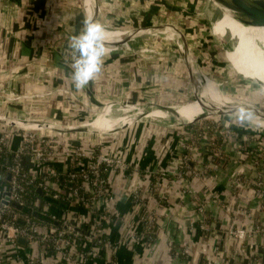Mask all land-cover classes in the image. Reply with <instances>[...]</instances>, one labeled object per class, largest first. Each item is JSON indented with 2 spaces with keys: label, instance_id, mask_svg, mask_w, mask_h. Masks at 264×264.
Here are the masks:
<instances>
[{
  "label": "rangeland",
  "instance_id": "rangeland-1",
  "mask_svg": "<svg viewBox=\"0 0 264 264\" xmlns=\"http://www.w3.org/2000/svg\"><path fill=\"white\" fill-rule=\"evenodd\" d=\"M23 1L22 6L24 7L28 3L26 0ZM97 2L99 3V6L97 5L98 22L108 30L107 33L109 34L106 41H114L123 36L124 33L133 30L151 28L153 26L165 29V25H170L174 29L173 34H176L175 36H183L182 41L184 43L179 42L178 45L169 34L165 33L166 31H154L141 35L138 40L133 42L131 38L127 43L115 49H105V55L109 58L127 53L109 61L103 60L101 71L83 88L86 93L89 92L91 95L94 92V98L97 99V102L94 101L97 105L89 102L90 106H86L89 107V116L87 114L89 119L87 122L92 121L95 117L93 111L97 109L107 113H110L111 109L113 111L117 110L119 118L133 116L135 117L134 119L145 115H138L139 110L144 109L149 113L150 106L148 105H152L156 111H160L164 105L168 107L163 109L175 110L177 115L172 116L173 118L160 121L157 118L152 119L151 116L146 122L140 124L141 126L143 125V132H158L157 137L160 136V138H157V143L160 145L159 150L161 152L167 151L166 153H168L170 151L166 164L157 165L158 171L150 175V183H158L154 196L158 217L166 214L170 216L172 209L169 207L172 204L168 203L169 198L175 197L179 202L180 193L188 186L192 187L197 193L191 201L198 200L204 204H207L206 201L208 200L218 201L219 206L228 219H226L224 226H231L227 230L228 235L231 229L236 230L244 227L245 222L253 220L250 210L255 207L259 208V211L264 210V182H262L264 181V155L258 160L259 171L257 170V175L261 182L255 188L258 192L256 198L262 202H258L256 206L251 207V199L246 198L243 187L232 185L231 178H226L229 169H233V171L231 170L232 174L238 171L235 164H230L236 159L232 154L233 150L236 154V150L232 145L227 146V143L229 139L234 140V138H237L236 136L246 134L241 139L247 140L246 143L251 140L253 147H256L253 149H257L258 152L261 150L262 154H264V129L241 123L237 120H225L214 114L208 115L201 110L200 112H193L194 108L198 107L196 100L193 98H195V95L197 96L196 98L203 96L207 100L212 101L215 106L222 105L233 110L234 108L239 110L253 107L264 109V85L262 86V84L256 82L257 80H263L264 82V78L254 76L240 65L233 52L235 40L230 37L229 33H224L222 28L214 22L220 19V15L216 13L219 10L216 6L208 3L207 0H97ZM40 4V8L37 9L39 11L35 10L33 25L28 27V29L24 28L31 32L30 29L33 27V31L36 32L39 41L47 36L49 39L51 38L49 45L53 44L54 46L52 47L57 45L62 48L63 44L61 42H63L62 38L65 37V34L67 35L69 32L75 35L78 34L76 31L77 22L73 25L65 24V20L58 16L60 10H77L81 15L78 19V27L80 26L78 31H82L85 19L82 15L81 0H41ZM61 6L63 8L59 9ZM21 11L23 12L22 8L18 9V6L9 8V13L12 15L11 20L13 19V21L21 24ZM84 11L85 16L88 18L91 13L88 10V6H85ZM41 12H45L46 16H49V19L52 20L51 22L55 24L52 25L50 23L53 28V34L60 31L59 38L55 36L49 37L51 35L48 30L42 26L43 14ZM31 18V14H29L28 20H31ZM41 32L44 36H42L43 38H41ZM0 36L2 35L0 34ZM104 36L106 37V35ZM247 37L252 53L264 61V49L253 42L250 36L247 35ZM68 40L70 39H66L68 43L62 49L65 55L62 54L59 60L53 59L54 63L52 62L50 66L59 70L47 68V64H51L50 58L45 57L44 54L39 55L27 65L20 61L25 58H16L14 61L12 59L11 64L9 63L11 65L10 73L2 75L7 85L11 83L18 84V90L11 88L16 97H19L17 101L10 103L11 106L20 108L19 106L23 105L22 108L29 114V111H34L29 101L36 98L35 100L37 101L47 100L50 101L49 103H54L53 100L58 101L57 97L55 98L57 94L65 96L67 102L65 109L67 108L69 112L75 109L78 110L79 107L77 106L82 104L83 101L88 102L81 88L78 90L69 89V85H73L71 72L75 53L70 47ZM53 41L56 44L52 43ZM36 43L37 47L42 49V42ZM46 46L42 50L49 48ZM54 49L51 52L58 50L57 48ZM182 53L192 62V70L195 73L197 82L195 87L191 85L190 78H188V74L191 76V73H188V68L181 59ZM60 68L63 70H60ZM58 76L60 79L62 78L61 82L65 86L63 88L47 87L48 83L50 85L53 81H58ZM25 80L36 83L40 87L44 86L45 92L33 93L30 90H21L20 86L24 85ZM207 84L212 85L213 89L211 90ZM47 88L49 89L47 90ZM3 89H0V100L2 102L3 98L5 99ZM215 91L221 92L222 100L218 98L219 96L216 95ZM109 103H111L110 107ZM120 104H125L127 107H121ZM173 105H177L179 108L173 109L169 107ZM128 106L130 107L128 108ZM188 106L194 107L192 108V113H190L191 110L188 109ZM42 107V104L37 106L42 112L49 113L48 108L43 109ZM180 109H182V112L179 111ZM185 109L188 110L183 112ZM68 111L66 113L67 116L69 114ZM167 114L171 113L168 112ZM184 121L186 123H183ZM189 126L197 127L205 134L207 138L206 144L203 145L205 154L203 153L200 156L196 154V157H191V152L188 149L190 144L186 141L189 130L187 127ZM106 127H114L113 120L103 121L102 125L98 124L94 127L95 130L93 132H101L102 128ZM79 134L87 135V133ZM247 134H252V139H249L248 136L251 135ZM145 138L144 142L148 140L149 136ZM202 142L200 137L194 141L198 145ZM205 147H207L208 151H206ZM183 154L189 157V165H184L180 162ZM178 176L181 179H178ZM219 178H222L221 180L226 183L228 190L227 197L221 200H219V193L217 192V186H215V182L217 183ZM194 183L200 187L198 192L197 188H194ZM223 193H226V191H223ZM198 195L202 198L201 200ZM175 198L173 199L175 200ZM152 201L150 200V204H152ZM145 203L147 204V201ZM243 209L246 210V213H243ZM151 211L153 210L151 209ZM239 218L240 223H236V219ZM210 221L209 233L211 236L216 227L220 225L216 219ZM257 225L256 223L253 227H245L246 229H253Z\"/></svg>",
  "mask_w": 264,
  "mask_h": 264
},
{
  "label": "built area",
  "instance_id": "built-area-1",
  "mask_svg": "<svg viewBox=\"0 0 264 264\" xmlns=\"http://www.w3.org/2000/svg\"><path fill=\"white\" fill-rule=\"evenodd\" d=\"M7 86L6 90L3 91L4 101L8 103L17 101L19 97H16V94L11 91V84ZM108 105L110 107L111 103ZM98 111L100 110L93 111L95 117L99 114ZM0 116L11 118L17 123L35 120L29 114L12 113L0 114ZM49 118L51 120L52 117ZM53 120L56 121L57 119L53 118ZM52 127L55 128V125L53 124ZM187 129L189 130L186 141L190 144L188 149L191 152V157H196V154L198 156L205 154L203 145L206 144L207 138L203 131L192 126L187 127ZM199 137L203 142L198 145L194 141ZM248 137L252 139V136ZM14 139L18 141V146L13 150L11 142ZM241 140L242 142L238 138L229 139L227 146H236L234 149L238 154L241 166L246 168L245 164L249 163L248 167L256 168L258 160L264 154L261 150L258 152L257 149H253L256 147H253L251 140L248 143H246L247 140ZM101 145V139H98L92 146L84 147L79 139L68 138V134L65 132L46 134L41 128L24 130L17 127L0 126V169L10 175L7 188L0 191V234L9 244L16 247L18 239H24L30 247L49 250L54 256L55 264H92L98 263L100 259H102V264H111L107 260V255L104 259V254L112 252L115 245L106 236L105 227L102 226L103 222L110 224L114 221L111 215L114 198L107 185V176L110 172H117L128 177L149 178L145 188L137 187L130 192L132 210L140 221L141 228L138 232H132L129 235V240L133 242L138 238H143L146 244L150 246L154 244L153 229L155 218L159 215L157 214L154 196L158 183H150V175L158 171L157 166L154 169L142 168L138 164L127 161L120 154L102 150ZM246 145L247 147H245ZM205 148L208 151L207 147ZM188 158L183 154L180 162L189 165ZM236 162L235 159L232 164ZM26 164L30 165L33 173L26 168ZM58 164H61L62 167H56ZM178 179L181 177L178 176ZM231 181L232 185H243L249 190V193L254 196L258 195L255 188L261 180L257 174L255 176L248 170L241 169L233 174ZM32 189L36 191L39 189L44 196L58 204L67 205L64 211L55 214L51 210L52 203L44 200L42 212H39L60 222V228L48 226L38 221L37 223L31 217L23 215L2 203L3 193L8 192L10 202L18 203L33 210L37 203L33 199L27 201V196ZM196 195L197 193L193 188L187 186L180 193L179 203L181 205L187 201L191 203L193 216L191 215L189 218V230L198 228L208 233L211 227L208 212L215 204H218V201L208 200L206 201L207 204L198 200L191 201ZM198 197L200 198L199 195ZM150 200H153L152 204H150ZM76 207L86 214L73 213L72 209ZM46 210H50V213H45ZM243 213H246L245 209H243ZM164 217L169 218L167 214ZM19 219L23 221V226L17 223ZM119 222L124 225L123 219H120ZM87 224L89 226L86 228L85 225ZM255 233H264V227L257 225L253 229H231L229 236L242 243ZM169 246L172 250H176L178 247L179 255L183 253L182 241L179 245H175L169 240ZM27 263L43 264L37 257L30 258ZM0 264H4L1 258ZM211 264H215V262Z\"/></svg>",
  "mask_w": 264,
  "mask_h": 264
},
{
  "label": "crops",
  "instance_id": "crops-1",
  "mask_svg": "<svg viewBox=\"0 0 264 264\" xmlns=\"http://www.w3.org/2000/svg\"><path fill=\"white\" fill-rule=\"evenodd\" d=\"M82 1V10H83V18L86 19L85 16V6L84 2ZM28 4L26 6H22L24 3L23 0H1L0 1V89H3L7 86V83L4 79V76H2L4 73L8 74L11 71V62L12 59L18 58L24 60H20L23 64H28L30 61L35 59L36 57H39V55L44 54L45 57L50 58V63L47 64V68H54L50 67L52 65V62L54 63L53 59L59 60L63 55H65L64 49L66 47V39H70L71 37L75 36V34H71L70 32L65 37L62 38L61 42L62 48H59L57 45L55 47L53 44L50 46L48 43L51 41V38L49 39L47 36H43L41 32V38L43 40H40L42 42V46L49 47L42 49L37 47L36 42H40L37 39L36 32L33 31V27L30 29L31 32H28V27L32 26L34 23L35 18V10L39 9L41 6V0H26ZM31 4H30V3ZM96 5L99 6V3L97 0L95 1ZM38 4V6H36ZM64 5V4H63ZM22 8L23 12L21 11V24L17 21L11 20V13H9V8L11 7H17ZM50 6V5H49ZM76 6V4H74ZM63 8V6L59 7V9ZM214 11L215 8H213ZM89 11L90 8H88ZM39 11V10H37ZM42 19H43V27L44 29L48 30V33L51 35L49 37H56L59 38V32H52L53 28L50 26V23L52 25H55L52 20L49 19V16H46L45 12H41ZM59 18L65 20V24L67 25H73L77 22V29L78 31V22L80 18V13L77 10H60ZM31 14V20H28V15ZM48 15V14H47ZM41 21V19H40ZM107 22H109L107 20ZM31 24V25H30ZM54 27V26H53ZM27 28V29H24ZM55 31H58L54 29ZM37 31V30H36ZM108 30L104 28V41L107 43L113 42V41H106L108 35ZM28 33H32L29 34ZM76 33V32H75ZM53 34V35H52ZM248 35V34H247ZM36 36V37H35ZM43 36V37H42ZM249 36V35H248ZM251 37V36H250ZM48 38V39H47ZM119 39V38H118ZM251 39H253L251 37ZM117 40V39H116ZM257 44H259L255 39H253ZM252 40V41H253ZM36 41V42H34ZM70 42V40H68ZM253 41V42H254ZM53 41L52 43H54ZM128 41H126L127 43ZM56 44V43H54ZM260 45V44H259ZM121 46V45H120ZM119 47V46H118ZM261 48H263L260 45ZM54 48H57L58 50H55ZM117 48V47H116ZM264 49V48H263ZM112 50V49H109ZM127 52L123 53L124 55ZM123 54H119L113 57H106L104 55L103 60H112L114 58L120 57ZM17 59V60H18ZM10 63V64H9ZM108 63V62H107ZM8 67V68H7ZM44 68V66H43ZM48 68V69H49ZM47 69V70H48ZM60 70H63L60 68ZM34 71V70H33ZM58 81H53L52 84L47 87H57V88H63L65 85L61 82L60 77L58 76ZM51 81V80H50ZM12 84V83H11ZM4 86V87H3ZM22 86V87H21ZM21 90H30L31 92H45V87H40L36 83L34 84L31 81L25 80L24 85H21ZM3 87V88H2ZM14 90H18V84L14 83L11 86ZM85 87V86H84ZM83 87V88H84ZM83 88H81L83 90ZM49 88H47L48 90ZM69 89L76 90L77 88L73 85H69ZM6 90V89H3ZM78 90V89H77ZM85 93V96L88 99V102L83 101L82 104H79L78 110H71L70 112L65 109V106L67 105V102L65 100V96L63 97L60 94L55 95V98L57 97L58 101L53 100L54 103H49L50 101L47 100H31L29 101L32 109L34 111H29V116L31 118L37 119L39 117H46L50 119L49 117L52 116L51 120L53 118L57 119L56 121L62 122L64 124H74V125H80L83 123H86L88 121L87 114L89 116V107H86L89 105V102L97 105V99L94 98V95L92 93H89L83 90ZM63 97V98H58ZM210 97V95H209ZM49 103V104H48ZM39 104H42V108H48V112L50 113H44L41 109H38L37 106ZM53 104V105H52ZM19 105V104H18ZM101 105V104H100ZM82 106V107H80ZM90 106V105H89ZM18 107H13L11 104L0 100V114L7 115V114H27L26 111H24L23 105ZM101 108V107H99ZM67 111L69 112L68 116L66 115ZM100 111H102L100 109ZM111 113V114H110ZM109 115H114L115 117H118V111L111 109V112ZM142 114L138 112V115ZM64 117V118H63ZM132 118H114L113 123L114 127L109 128H102L101 133L107 134V133H119L121 130L122 133H119L115 136H107L103 138H97V137H85L83 135L79 134H68V138H76L79 139L80 142L84 147L92 146L93 143L97 142L98 139H101V149L104 151H108L110 153H117L123 156L127 161L131 163H135L140 165L142 168L147 169H154L157 165H164L166 164V161L169 159V152L166 153L161 152L159 149L157 138H160V136L157 137L158 132L157 131H149L148 133L143 132V125L140 124L134 126L135 117L131 116ZM54 121V120H53ZM153 123V122H151ZM155 123V122H154ZM134 126V127H133ZM91 130H95L91 129ZM125 131V132H124ZM46 134H51L52 132H45ZM161 133V132H160ZM149 136L148 140L144 142V138L146 136ZM246 135V134H244ZM243 135V136H244ZM251 135L252 134H247ZM243 136H236L238 139H240V142H242L241 138ZM67 137V136H65ZM245 137V136H244ZM253 137V136H252ZM146 139V138H145ZM172 139V138H171ZM63 140V139H62ZM156 140V141H155ZM173 140V139H172ZM242 144V143H241ZM253 145V144H252ZM18 146V141L13 140L11 142V148L14 150ZM236 146L233 145V148ZM233 157L238 160V154L236 157V154L233 150L232 152ZM235 161V160H234ZM233 161V162H234ZM230 164H232L230 162ZM249 164V163H248ZM248 164H245L246 168L239 162L235 163L236 168H238V171L248 170L251 174L255 175L257 174V170L259 171V166L256 168L254 167H248ZM234 165V164H233ZM56 167H62L61 164H58ZM241 167V169H240ZM26 168L33 173L32 168H30L29 164H26ZM231 168V167H230ZM235 168V167H233ZM235 168V169H236ZM233 169H229L228 176L226 177L228 179L232 177V171ZM210 176V175H208ZM223 178V177H222ZM219 178L217 183L215 182V186H217V192L219 193V197L221 199L227 197V188L226 183L223 182ZM149 178L142 179L140 176H132L128 177L122 174H119L117 172H110L107 176V185L108 189L111 192L114 203L111 210V215L114 218V221L110 224H107L105 227L106 236L111 239L115 245V249L110 252L104 254V259L107 255V260L111 262V264H211L212 262H215V264H264V233H255L253 236L248 238L247 240L243 241L242 243H239L236 239L229 236L227 234V230L231 228V226L225 227L226 224V215L219 206V204H215L212 209L209 210L208 216H209V223L211 224L212 219L218 220L217 223H219L220 226L216 227V229L212 232V235L210 236V231L204 232L201 231L198 228H195L193 230H189V218L191 215L193 216V211L191 210V203L189 201L185 202V204L181 205L178 200H175L171 197L168 200V203L172 204L169 208L172 209V213L170 214L169 218L160 216L155 218V224L153 229V237H154V244L151 246L146 244L145 239L138 238L137 240L131 242L129 240V235L132 232H138L140 231L141 224L138 218L134 215L132 210V204H131V197L130 192L137 188H145L148 184ZM7 183L5 179V172L4 170L0 169V191H4L5 188H7ZM214 184V180H213ZM229 184V182H228ZM194 188L198 189L200 188L198 184H193ZM243 187V191L245 192V195L247 196V199H251L250 206L254 207L258 204L259 199L256 198L252 193H249V190L241 185ZM240 186V187H241ZM223 191H226V193H223ZM253 195V196H252ZM246 202V201H244ZM262 202V201H261ZM260 202V203H261ZM251 209V208H250ZM74 211H77L79 214L85 215L86 212L81 210L80 208L76 207ZM251 218L253 220H250L248 222H245L244 227L247 226H254L256 223L258 225H262L264 227V210H260L259 208L255 207L254 209L250 210ZM168 216V215H167ZM212 218V219H211ZM124 220V225H122L119 220ZM228 220V219H227ZM236 223H240V218L236 219ZM221 221V222H220ZM216 223V224H217ZM223 225V226H222ZM246 226V227H245ZM169 240L175 243V245H179V243L183 242V253L179 255L178 253V247H176V250L170 249L169 246ZM241 249V250H240ZM219 250L218 252H216ZM236 251L237 254H236ZM37 257L43 264H55L54 256L53 254L44 248L39 247H30L27 244L25 245H19L12 246L9 244L5 238L0 234V258L3 260L4 264H28L27 261L30 258ZM93 264H102V259H100L97 262Z\"/></svg>",
  "mask_w": 264,
  "mask_h": 264
},
{
  "label": "water",
  "instance_id": "water-1",
  "mask_svg": "<svg viewBox=\"0 0 264 264\" xmlns=\"http://www.w3.org/2000/svg\"><path fill=\"white\" fill-rule=\"evenodd\" d=\"M216 4L211 3L212 5L216 6L218 8L219 13H222V9L230 11L234 19L243 27H250L253 29H260L264 28V0H214ZM84 6L87 4L89 8L92 9V21L98 22L99 20V15H98V9L97 5L94 0H83ZM95 11H97L95 13ZM151 27V26H150ZM154 27V26H153ZM148 29V28H147ZM146 30V28L138 29L136 30V34L133 36V41L138 40V38L142 35V33ZM192 62L189 63L188 65V73L191 71V76L188 74V78H190V82L192 85L193 82V76H192ZM189 67L191 70H189ZM195 95L196 104L198 105L199 109L202 111H205L207 113H211L214 115H217L219 118L225 119V120H237L239 121L238 117L240 116V109H229L227 107H224L222 105H207L202 101H199ZM121 105V104H120ZM178 105V104H177ZM173 105L169 106L173 109L179 108V106ZM127 107L125 104L121 105V107ZM150 106V112L141 116L138 119H135L136 121L134 122V126L144 123L148 120L149 117L152 116V113L156 112L154 107L152 105ZM186 106V105H183ZM181 106V107H183ZM130 106H128L129 108ZM133 107V106H131ZM168 107L167 105H164L163 108ZM145 108V107H144ZM162 108V109H163ZM246 113H250V116H248L245 120L244 123L248 125H252L255 127H259L264 129V109L261 108H246L244 109ZM152 111V112H151ZM159 111V110H158ZM18 124V125H17ZM53 124L55 125V128L52 127ZM21 125V126H20ZM86 124H80V125H74V124H64L59 121H53L48 118H38L35 120H31L25 123H17L15 120L11 118H6L4 116H0V126L4 127H17L19 129H24V130H33L36 128H41L42 131L45 132H52V133H62L65 132V134H79V132L87 133L85 137H97V138H103L107 136H115L119 133H122L121 130H119V133H107V134H102L101 132H91L88 131L86 128ZM133 126V127H134ZM125 132V131H124ZM82 135V134H79ZM5 179L6 181H9L10 175L8 173H5ZM37 193L40 197H42L45 201L52 203V204H58L56 201L51 200L49 197L44 196L43 192L41 190H37ZM2 203L5 206L11 207L13 210L31 217L32 219L42 223L46 224L48 226L60 228L61 224L60 222L53 220L49 218L48 216H45L39 212L31 210L29 207L20 205L15 202H10L8 198V192L3 193V200ZM60 206L67 208V205L64 203H59ZM17 223L20 226H23V221L22 220H17ZM64 228V227H63ZM77 230V229H76ZM17 243L19 245H25L26 242L24 239H18Z\"/></svg>",
  "mask_w": 264,
  "mask_h": 264
},
{
  "label": "bare ground",
  "instance_id": "bare-ground-1",
  "mask_svg": "<svg viewBox=\"0 0 264 264\" xmlns=\"http://www.w3.org/2000/svg\"><path fill=\"white\" fill-rule=\"evenodd\" d=\"M208 3H213V4H216L214 0H207ZM85 6H88L87 4H85ZM98 7V6H97ZM89 8V6H88ZM91 10V13H90V16L86 19L87 20H93L92 19V9L90 8ZM222 13L219 14V12L216 11V13L218 15H220V19L217 21H214L219 27L222 28V30L224 31V33H229L230 34V37L233 38L235 40V45H234V48H233V52H234V55H236V58L238 60V62L240 63L241 66H243L247 71L251 72L254 76H258V77H262L264 78V61L260 60L259 58H257L251 51V48H250V45H249V41H248V37H247V34L249 36H251L253 39H255L263 48H264V28H260V29H253V28H247V27H243L241 26L235 19H234V16L233 14L228 11V10H225V9H222L221 10ZM97 11H95L96 13ZM88 15V13H87ZM239 24H237V23ZM165 25V29L164 28H160L158 26H155V27H151V28H146V30H144V32L142 33V35H144L145 33H150V32H160V31H166L165 33L169 34L173 39L174 41L178 44L179 42H182V44L184 43L183 40V36H175L173 34V31L174 29L172 28V26H167ZM136 30L134 31H131V32H127V33H124L123 36H121L119 39L117 40H114L113 42H110V43H107L104 41V45H105V49H115L116 47L126 43V41H129L131 40V38H133V36L136 34ZM252 39V40H253ZM254 41V40H253ZM255 42V41H254ZM256 43V42H255ZM181 44V43H180ZM257 44V43H256ZM258 44V45H259ZM179 45V44H178ZM259 45V46H260ZM181 47V46H180ZM184 48V47H183ZM185 49V48H184ZM183 50V49H182ZM181 59L183 60V62L185 63V65L187 66L188 68V65L190 63V61L187 59L186 55L182 53L181 55ZM189 70L190 67H189ZM191 73V71H190ZM192 76H193V82H192V86L195 87L197 84L196 82V77H195V73L194 71H192ZM253 81V80H252ZM256 82L262 84V86L264 85V82L263 80H257ZM207 86L212 90V85L210 86V84H207ZM216 92V95H218L221 99L222 97V94L221 92ZM199 101H202L204 102L205 104L207 105H214L212 103V101L210 100H207L205 97L203 96H200L197 98ZM222 100V99H221ZM216 103V101H214ZM234 104V103H233ZM244 106V105H243ZM247 106V105H246ZM192 108H194L193 106H188V109H190V113H192ZM188 109H185L183 110V112H186ZM234 109H238V108H234ZM242 109V108H241ZM201 109H199V107H195L193 112H200ZM179 111L182 112V109H180ZM202 111V110H201ZM111 112V111H110ZM139 113H142V114H147L148 112L145 111L144 109L142 110H139L138 111ZM171 113V114H167V113ZM205 114H208V115H212L211 113H207L205 111H203ZM179 113V112H178ZM111 114V113H110ZM177 115V112L175 110H169V109H161L160 111H156L153 113L152 115V119L153 118H157V120H160V121H163V120H166V119H170V118H173L172 116H175ZM194 115V114H193ZM192 115V116H193ZM97 117H94L92 119L91 122H89L87 125H86V128L88 131H91L93 132V130L91 129H94V127H96L98 124L102 125L103 124V121H107V120H114V118L116 119H119L118 117H115L114 115H109V113L107 112H104V111H100L98 115H96ZM101 116H103L101 118ZM191 116V117H192ZM183 117V116H182ZM101 118V119H100ZM126 118V117H125ZM129 119H131L132 117H128ZM176 118V117H175ZM100 119V120H99ZM99 120V121H98ZM95 122V124H94ZM183 123H186L185 121ZM94 125V126H93ZM90 126V127H89ZM93 126V127H92ZM81 133V132H79ZM83 133V132H82ZM85 135V134H84ZM83 135V136H84Z\"/></svg>",
  "mask_w": 264,
  "mask_h": 264
},
{
  "label": "clouds",
  "instance_id": "clouds-1",
  "mask_svg": "<svg viewBox=\"0 0 264 264\" xmlns=\"http://www.w3.org/2000/svg\"><path fill=\"white\" fill-rule=\"evenodd\" d=\"M70 47L75 53L72 61L71 78L77 89L83 88L101 71L105 55L104 27L86 20L81 32L70 38ZM250 113L240 109L238 117L244 123Z\"/></svg>",
  "mask_w": 264,
  "mask_h": 264
},
{
  "label": "trees",
  "instance_id": "trees-1",
  "mask_svg": "<svg viewBox=\"0 0 264 264\" xmlns=\"http://www.w3.org/2000/svg\"><path fill=\"white\" fill-rule=\"evenodd\" d=\"M32 199H33L34 202L37 203L36 206L33 207V210H35L36 212H42V204H44L43 203L44 202V199L38 195V193H37V191L35 189H32V191L29 194V196H27V201H31ZM51 207H52L51 208L52 212L55 213V214H60V212H62V211L65 210V208L62 207V206H60L59 204H51ZM74 209L75 208L72 209V212L73 213H78L77 211H74ZM45 213H50V210H48V211L46 210ZM88 220H89V218H88ZM35 222H37V221H35ZM88 226H89V224L85 225L86 228ZM102 226L106 227L107 224L103 222L102 223ZM59 264H61V263H59Z\"/></svg>",
  "mask_w": 264,
  "mask_h": 264
}]
</instances>
